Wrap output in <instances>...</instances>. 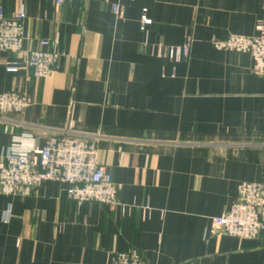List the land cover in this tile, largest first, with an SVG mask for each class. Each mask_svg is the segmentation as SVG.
I'll use <instances>...</instances> for the list:
<instances>
[{
	"label": "crops",
	"instance_id": "crops-1",
	"mask_svg": "<svg viewBox=\"0 0 264 264\" xmlns=\"http://www.w3.org/2000/svg\"><path fill=\"white\" fill-rule=\"evenodd\" d=\"M23 3V48L0 50V94L32 104L0 116V155L39 153L57 133L95 139L120 205H78L51 180L29 196L0 191V264H110L120 252L148 264H264V232L241 239L214 225L240 183H264V76L249 53L212 44L257 35L264 0ZM0 6L12 17L19 0ZM47 40L61 66L39 79L25 62ZM188 41L187 60L169 56Z\"/></svg>",
	"mask_w": 264,
	"mask_h": 264
},
{
	"label": "built area",
	"instance_id": "built-area-1",
	"mask_svg": "<svg viewBox=\"0 0 264 264\" xmlns=\"http://www.w3.org/2000/svg\"><path fill=\"white\" fill-rule=\"evenodd\" d=\"M67 1L87 4L89 0H55L58 6ZM113 11L122 16L124 9L114 5ZM23 0H19L16 14L8 17L0 6V50L19 53L24 42ZM150 19L144 14L143 25ZM257 35H232L214 39L217 50L249 53L254 61L253 72L264 76V22L258 24ZM46 50H33L27 56L25 68L34 77L48 78L60 70L61 54L55 41H42ZM162 51V47H160ZM190 41L182 46L170 47L169 56L182 61L189 58ZM19 67H8L16 72ZM31 99L17 91L0 94V116L21 113L31 106ZM67 185V197L82 205L98 202L116 208L120 205L121 185L115 183L108 167L99 160L98 142L86 136L57 133L49 137L39 153L33 147L17 148L0 155V191L6 195L29 196L44 181ZM215 228L226 235L241 239H256L264 232V183L242 182L238 194L226 213L214 220ZM110 264H148L137 252L115 253ZM181 264H197L185 262Z\"/></svg>",
	"mask_w": 264,
	"mask_h": 264
}]
</instances>
